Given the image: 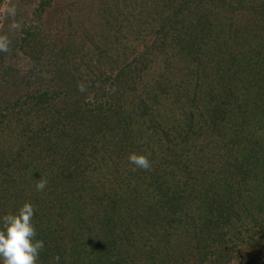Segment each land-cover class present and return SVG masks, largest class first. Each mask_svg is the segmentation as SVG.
Wrapping results in <instances>:
<instances>
[{
	"label": "trees",
	"instance_id": "1",
	"mask_svg": "<svg viewBox=\"0 0 264 264\" xmlns=\"http://www.w3.org/2000/svg\"><path fill=\"white\" fill-rule=\"evenodd\" d=\"M32 14L0 33V215L33 204L37 264H264V0Z\"/></svg>",
	"mask_w": 264,
	"mask_h": 264
},
{
	"label": "clouds",
	"instance_id": "2",
	"mask_svg": "<svg viewBox=\"0 0 264 264\" xmlns=\"http://www.w3.org/2000/svg\"><path fill=\"white\" fill-rule=\"evenodd\" d=\"M7 50V38L0 36V51ZM78 87L81 92L85 91L83 84ZM128 160L136 168H151L148 155L130 153ZM46 185L47 180L39 179L35 188L43 191ZM34 215V206L29 201L24 202L14 213L0 215V264H37L44 242L35 238L36 227L32 222Z\"/></svg>",
	"mask_w": 264,
	"mask_h": 264
},
{
	"label": "rangeland",
	"instance_id": "3",
	"mask_svg": "<svg viewBox=\"0 0 264 264\" xmlns=\"http://www.w3.org/2000/svg\"><path fill=\"white\" fill-rule=\"evenodd\" d=\"M39 0H6L5 4H3L0 8L2 15H1V24H0V33L1 31L3 33H9V31L12 29L13 19L14 17L8 15V14H14L18 13L21 15L20 20L21 21H28V17L33 16L34 9L38 8ZM12 20H7L6 18ZM48 32H51L52 30L47 29ZM3 33L0 35L2 36ZM55 33V32H54ZM18 61L21 65V70H24L25 72L31 68V63H35L33 60H23L19 54L13 56L12 59L9 61Z\"/></svg>",
	"mask_w": 264,
	"mask_h": 264
}]
</instances>
